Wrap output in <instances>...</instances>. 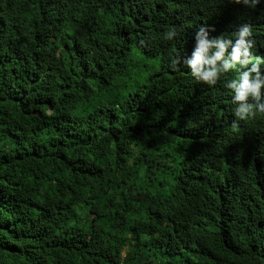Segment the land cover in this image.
Wrapping results in <instances>:
<instances>
[{"label":"trees","instance_id":"16d2710c","mask_svg":"<svg viewBox=\"0 0 264 264\" xmlns=\"http://www.w3.org/2000/svg\"><path fill=\"white\" fill-rule=\"evenodd\" d=\"M244 23L264 59V0H0V264H264V113L184 65Z\"/></svg>","mask_w":264,"mask_h":264},{"label":"clouds","instance_id":"9594fccd","mask_svg":"<svg viewBox=\"0 0 264 264\" xmlns=\"http://www.w3.org/2000/svg\"><path fill=\"white\" fill-rule=\"evenodd\" d=\"M260 2L261 0H230V3L243 5L251 10H256ZM175 35V31H169L166 38L171 40ZM252 37L253 27L248 23L241 24L230 39H210L209 29L201 26L195 34L191 56L184 60L191 77L207 85H216L223 75L237 66L244 69L237 78L228 79L224 85L232 93L233 114L238 118L233 122L234 127L238 126V121L254 117L257 112L264 113V77L260 71L264 59L254 57L253 52L249 51L255 45ZM176 63L180 61L177 60Z\"/></svg>","mask_w":264,"mask_h":264},{"label":"bare ground","instance_id":"6f19581e","mask_svg":"<svg viewBox=\"0 0 264 264\" xmlns=\"http://www.w3.org/2000/svg\"><path fill=\"white\" fill-rule=\"evenodd\" d=\"M142 190V189H141ZM95 200V199H94ZM160 211V210H159Z\"/></svg>","mask_w":264,"mask_h":264}]
</instances>
